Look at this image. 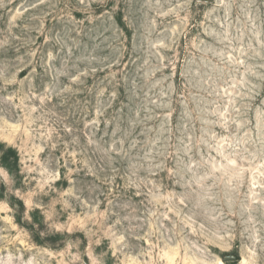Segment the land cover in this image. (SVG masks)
<instances>
[{
    "label": "rangeland",
    "instance_id": "1",
    "mask_svg": "<svg viewBox=\"0 0 264 264\" xmlns=\"http://www.w3.org/2000/svg\"><path fill=\"white\" fill-rule=\"evenodd\" d=\"M0 264H264V0H0Z\"/></svg>",
    "mask_w": 264,
    "mask_h": 264
}]
</instances>
